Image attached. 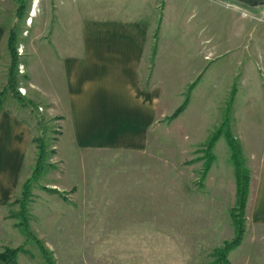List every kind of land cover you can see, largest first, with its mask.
<instances>
[{
    "label": "rangeland",
    "instance_id": "rangeland-1",
    "mask_svg": "<svg viewBox=\"0 0 264 264\" xmlns=\"http://www.w3.org/2000/svg\"><path fill=\"white\" fill-rule=\"evenodd\" d=\"M35 1L26 0L18 16L16 0H0V20L10 28L8 52L0 50V93L9 95L2 101L7 108L24 107L36 124L25 154L21 192L4 207V216L10 218L6 223H16L25 239L20 246L33 256V260L22 258L21 263L46 264L39 245L19 225L24 213L32 235L44 243L54 264H226L218 262L217 249L235 236V166L224 135L212 149L215 159L207 172L206 149L226 117L234 123L240 144L245 131L260 138L264 131V4L250 7L223 0L237 6L239 13L248 10V35L243 36L242 48L236 49L230 45L236 29L233 8L217 1L210 3L214 7L209 11L194 6L195 0ZM150 7L156 16L150 54L152 59L155 56L154 75L165 96L163 114L145 153L82 149L69 132L61 137L58 118L39 120L30 106L13 95L9 82L12 27L19 57L13 81L20 92L32 77L36 81L48 74V45L54 29L66 27L72 38L78 24L91 17L134 16L135 10L144 13ZM65 37L58 36V41ZM234 86L239 93L231 113ZM249 91L252 97L247 96ZM187 97L184 112L169 120ZM35 106L40 113L45 111ZM237 112L244 128L237 124ZM42 145V170L34 176ZM241 148L247 160L242 144ZM32 176L24 209V184ZM246 216V233L228 253V261L264 264V222L257 221L252 211Z\"/></svg>",
    "mask_w": 264,
    "mask_h": 264
},
{
    "label": "crops",
    "instance_id": "crops-1",
    "mask_svg": "<svg viewBox=\"0 0 264 264\" xmlns=\"http://www.w3.org/2000/svg\"><path fill=\"white\" fill-rule=\"evenodd\" d=\"M214 2L195 0L193 4L209 11L214 7L210 3ZM158 6L155 1L153 7ZM153 7L144 13L135 10L149 18L137 14L121 18L91 17L78 24L77 34L72 38L68 37L66 27L54 29L48 45V74L45 79H36L37 82L32 77L29 86L22 87L27 92L25 98L45 108L43 116L58 118L61 137L69 132L72 141L87 150L140 154L147 151L154 125L163 114L165 96L154 75L155 56L152 59L150 54L151 36L156 27ZM227 8H233L231 15L236 27L230 45L242 48L243 36L248 35V15L242 9L239 13L238 7ZM9 29L0 20V50L4 52H8ZM59 33L66 37L58 41L62 35ZM244 58L246 61V54ZM231 92L234 93L232 113L239 90L234 86ZM247 96L253 95L249 91ZM20 106L7 108L3 102L0 108V252L8 246L18 247L25 240L16 223H6L10 218L4 216V207L21 192L25 181V154L36 127L32 115H26ZM236 108L242 110L241 106ZM236 117L237 124L244 128L239 112ZM233 126L231 122L232 132ZM244 135L240 141L252 174L247 214L252 211L257 221L264 222V131L261 138L256 132L248 136L245 131ZM22 258H33L26 247L18 254L19 264ZM0 264L4 263L0 261Z\"/></svg>",
    "mask_w": 264,
    "mask_h": 264
},
{
    "label": "trees",
    "instance_id": "trees-1",
    "mask_svg": "<svg viewBox=\"0 0 264 264\" xmlns=\"http://www.w3.org/2000/svg\"><path fill=\"white\" fill-rule=\"evenodd\" d=\"M18 2V8L16 11V15H21L25 9L26 6V0H16ZM17 33L15 32L14 27H12L10 31L9 36V47L11 50V56H12V67H11V76H10V84H11V91L13 95L23 104L26 106H30L32 110L36 113L39 120L43 119V115L40 113L39 109L36 108V106L26 99L22 94L16 90V83H14V78L17 73L18 64H19V57L17 54ZM196 82L193 83V85ZM235 93V91H234ZM6 92L0 93V108L2 106V97L5 96ZM233 102V97L230 100V105ZM189 104V97L185 100V102L177 109L175 112L169 117V120H173L177 118L184 110L186 109L187 105ZM231 119L230 117H226L222 125L218 128L217 131L211 136L209 139V142L207 144V155L206 158V166H205V172L209 171V169L212 166V162L215 159V155L212 152V149L214 148L216 142L220 138V136L224 135L227 139V142L231 148L232 151V160L235 166V177H236V205L232 209V219L235 227V236L232 240L225 242L224 246L217 249V255H218V262L220 263H226L230 264L228 261V253L233 250L234 248H237L246 233V222H247V205H248V199L250 194V182H251V175L250 170L248 167H246V160L243 154V150L241 148V144L238 142L236 136L232 132L231 128ZM44 159V148L43 145L41 146V154H40V161L38 163V167L34 171V176L36 174H39L41 172L42 168V160ZM33 176L30 177L24 184V195L22 198V208L25 209L27 202L29 200V197L31 195V182L33 180ZM23 218L21 225L23 227V230L25 234L31 238H33L36 243L41 248L43 257L46 261V264H54V261L50 255L49 250L46 248L43 242H41L39 239H37L36 236L32 235V232L29 228V224L27 222V216L24 213H21L20 215ZM24 250V246H20L17 248H6L4 251L0 252V261L4 264H19L18 263V254L20 251Z\"/></svg>",
    "mask_w": 264,
    "mask_h": 264
},
{
    "label": "built area",
    "instance_id": "built-area-1",
    "mask_svg": "<svg viewBox=\"0 0 264 264\" xmlns=\"http://www.w3.org/2000/svg\"><path fill=\"white\" fill-rule=\"evenodd\" d=\"M215 1H217V2H219V3H221V4H223V5H225V6H227V7H237V6H235L233 3H230V2H228V1H223V0H215ZM242 12L247 16L248 15V10H246V9H242ZM20 92L23 94V95H25L26 94V89L24 88V87H20Z\"/></svg>",
    "mask_w": 264,
    "mask_h": 264
},
{
    "label": "water",
    "instance_id": "water-1",
    "mask_svg": "<svg viewBox=\"0 0 264 264\" xmlns=\"http://www.w3.org/2000/svg\"><path fill=\"white\" fill-rule=\"evenodd\" d=\"M244 3L250 7H257L264 4V0H235Z\"/></svg>",
    "mask_w": 264,
    "mask_h": 264
},
{
    "label": "bare ground",
    "instance_id": "bare-ground-1",
    "mask_svg": "<svg viewBox=\"0 0 264 264\" xmlns=\"http://www.w3.org/2000/svg\"><path fill=\"white\" fill-rule=\"evenodd\" d=\"M35 3L37 4V0L35 1ZM33 15H35V12H34V14Z\"/></svg>",
    "mask_w": 264,
    "mask_h": 264
}]
</instances>
